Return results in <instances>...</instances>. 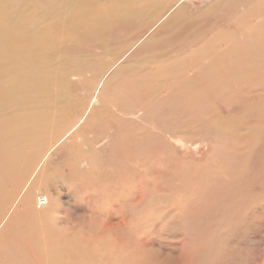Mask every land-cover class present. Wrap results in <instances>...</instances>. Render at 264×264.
Returning <instances> with one entry per match:
<instances>
[{
	"label": "rangeland",
	"instance_id": "obj_1",
	"mask_svg": "<svg viewBox=\"0 0 264 264\" xmlns=\"http://www.w3.org/2000/svg\"><path fill=\"white\" fill-rule=\"evenodd\" d=\"M0 1V264H264V0Z\"/></svg>",
	"mask_w": 264,
	"mask_h": 264
},
{
	"label": "bare ground",
	"instance_id": "obj_2",
	"mask_svg": "<svg viewBox=\"0 0 264 264\" xmlns=\"http://www.w3.org/2000/svg\"><path fill=\"white\" fill-rule=\"evenodd\" d=\"M43 1V0H39ZM14 13V8L12 10H4L2 3L0 1V26H7L8 29L7 31H12L13 30V25L10 23L11 17H13ZM248 71L247 68H242L238 74V78L242 79V76L248 77H255V82L257 83L258 86L262 84V80L260 78L259 71L256 69H250L251 73H247V75H244V72ZM263 104L264 105V97L260 99L254 100L251 105H247L246 108L249 109H256L258 105ZM118 262V261H117Z\"/></svg>",
	"mask_w": 264,
	"mask_h": 264
}]
</instances>
